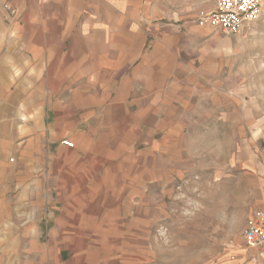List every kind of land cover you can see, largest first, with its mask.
<instances>
[{"label":"crops","instance_id":"0c3cea01","mask_svg":"<svg viewBox=\"0 0 264 264\" xmlns=\"http://www.w3.org/2000/svg\"><path fill=\"white\" fill-rule=\"evenodd\" d=\"M4 1L0 211L24 229L0 235V264H149L195 139L240 113L234 36L163 21L153 0H13V19Z\"/></svg>","mask_w":264,"mask_h":264},{"label":"rangeland","instance_id":"374dc122","mask_svg":"<svg viewBox=\"0 0 264 264\" xmlns=\"http://www.w3.org/2000/svg\"><path fill=\"white\" fill-rule=\"evenodd\" d=\"M153 1L159 2L163 21L179 26L197 25L196 19L211 11L215 3ZM261 1L260 18L246 31L233 35L236 60L231 59L226 77L225 92L230 94L226 108L239 109L240 113L227 118L223 130L210 123L214 128L206 132L207 137L195 139L194 176L182 179L171 195L163 197L156 215L158 224L148 233L149 264H264V249H247L242 239L250 214L264 208V0ZM9 213L0 211L1 236L19 234L24 229L9 225ZM12 219L23 221L13 213ZM22 256L16 261L21 263Z\"/></svg>","mask_w":264,"mask_h":264},{"label":"built area","instance_id":"2783aa9c","mask_svg":"<svg viewBox=\"0 0 264 264\" xmlns=\"http://www.w3.org/2000/svg\"><path fill=\"white\" fill-rule=\"evenodd\" d=\"M12 2L13 0H5L3 4L11 19L17 16ZM261 13V0H215L212 10L201 14L196 23L226 36L238 35L256 22ZM62 144L72 147L67 141H63ZM242 239L247 249H264V208L252 212L242 232Z\"/></svg>","mask_w":264,"mask_h":264}]
</instances>
